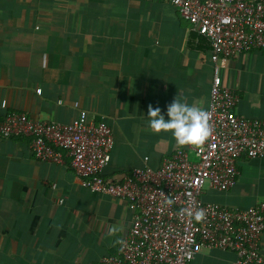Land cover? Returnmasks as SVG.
<instances>
[{"label": "crops", "instance_id": "obj_1", "mask_svg": "<svg viewBox=\"0 0 264 264\" xmlns=\"http://www.w3.org/2000/svg\"><path fill=\"white\" fill-rule=\"evenodd\" d=\"M209 55L167 0H0V104L64 123L79 107L106 123L114 142L104 174L142 166L144 156L156 169L173 152L171 133L148 128V106L165 119L176 96L206 107ZM220 77L238 95V115L264 118V49L229 59ZM27 143L0 138V264L95 263L129 228L130 209L84 188L69 167L36 160ZM236 166L229 189L204 183V201H264V157L241 155ZM110 226L122 231L108 236ZM233 260L230 250L202 247L189 264Z\"/></svg>", "mask_w": 264, "mask_h": 264}, {"label": "built area", "instance_id": "obj_2", "mask_svg": "<svg viewBox=\"0 0 264 264\" xmlns=\"http://www.w3.org/2000/svg\"><path fill=\"white\" fill-rule=\"evenodd\" d=\"M191 31L209 46L212 78L206 107L210 135L199 147L175 146L153 169L142 166L121 174H104L113 151L111 128L77 108L69 122L35 118L17 110L0 117V138L21 137L38 161L69 167L91 192L124 201L131 211L123 245L93 264H189L202 247L230 250L233 264H264V201L228 208L204 201V183L229 189L241 155L264 157V118L236 113L238 95L221 82L227 61L241 53L264 49V0H167ZM37 93L40 89L35 90ZM165 196L174 199L164 204ZM203 210L202 221L182 214Z\"/></svg>", "mask_w": 264, "mask_h": 264}, {"label": "clouds", "instance_id": "obj_3", "mask_svg": "<svg viewBox=\"0 0 264 264\" xmlns=\"http://www.w3.org/2000/svg\"><path fill=\"white\" fill-rule=\"evenodd\" d=\"M166 116L161 113L159 107L148 106L147 120L148 128L156 134L161 132L171 133L177 147L203 145L210 135L209 114L201 107L189 105L182 102L177 96L166 108ZM164 204L171 206L174 199L165 196ZM182 214L192 216L196 221H202L205 213L203 210H196L194 213L188 209H182ZM122 231L119 226H110L107 230L108 236H114ZM123 245L124 241L117 239L114 245Z\"/></svg>", "mask_w": 264, "mask_h": 264}]
</instances>
